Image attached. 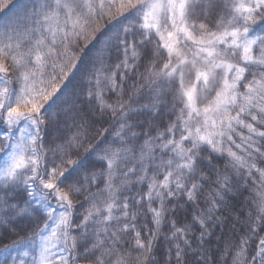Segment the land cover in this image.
<instances>
[{
  "label": "snow or ice",
  "instance_id": "6c2138e0",
  "mask_svg": "<svg viewBox=\"0 0 264 264\" xmlns=\"http://www.w3.org/2000/svg\"><path fill=\"white\" fill-rule=\"evenodd\" d=\"M0 264H264V0H0Z\"/></svg>",
  "mask_w": 264,
  "mask_h": 264
}]
</instances>
